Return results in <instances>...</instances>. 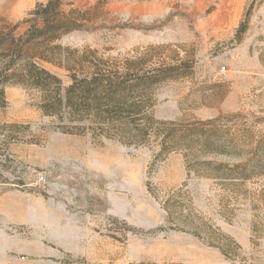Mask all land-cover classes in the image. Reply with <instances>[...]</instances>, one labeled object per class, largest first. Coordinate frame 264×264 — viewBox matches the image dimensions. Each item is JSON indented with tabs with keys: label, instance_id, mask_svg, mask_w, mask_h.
Returning a JSON list of instances; mask_svg holds the SVG:
<instances>
[{
	"label": "rangeland",
	"instance_id": "obj_1",
	"mask_svg": "<svg viewBox=\"0 0 264 264\" xmlns=\"http://www.w3.org/2000/svg\"><path fill=\"white\" fill-rule=\"evenodd\" d=\"M46 2L0 0V264H264V0Z\"/></svg>",
	"mask_w": 264,
	"mask_h": 264
},
{
	"label": "trees",
	"instance_id": "obj_2",
	"mask_svg": "<svg viewBox=\"0 0 264 264\" xmlns=\"http://www.w3.org/2000/svg\"><path fill=\"white\" fill-rule=\"evenodd\" d=\"M57 7H58V0H47L44 6L42 7L37 6L31 12V14H35V18L37 20L39 19L43 20L45 22L46 29H48L51 27L50 19L56 13ZM28 34L29 33H27V35ZM27 41H31V40L29 39ZM22 47H23V44L22 42L19 41V42H15L14 45L9 49V52H8L9 61H7V64H6L7 69H10L11 67H13V65H15V63L17 62V60L19 59L22 53L21 52L23 50ZM42 59H46V58H43L42 56ZM22 71L23 70L20 68H15L13 70L11 75L14 77H17L14 82L23 83L26 79L33 80L35 82L32 84V86L36 88H40L42 85L37 81L38 79L37 77L40 74L51 76L48 72H46L43 69H39L34 64L30 65L27 71L28 72L27 75L23 74ZM90 84H92L93 89L91 90V92L88 93V95L91 96L92 98L91 101L94 103L96 109L98 110L99 109L101 110V107H105L110 104L117 106L119 105L120 101L123 98V95H121V93H123V90L125 87L122 86L121 83L114 84L111 82H106L105 84H103L101 81H97L93 79ZM81 93L87 94L85 88H82ZM52 97L58 105H61L64 99H66L67 101H70V98L62 97L58 91L53 92Z\"/></svg>",
	"mask_w": 264,
	"mask_h": 264
}]
</instances>
